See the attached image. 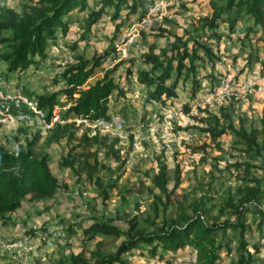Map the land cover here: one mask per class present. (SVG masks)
I'll return each instance as SVG.
<instances>
[{
	"label": "trees",
	"instance_id": "16d2710c",
	"mask_svg": "<svg viewBox=\"0 0 264 264\" xmlns=\"http://www.w3.org/2000/svg\"><path fill=\"white\" fill-rule=\"evenodd\" d=\"M20 1L19 13L6 7L0 10V31L6 33L0 38V63L4 65L6 74L25 71L37 60L44 59L47 47L56 44L57 34L61 37L66 35L68 13L83 10L86 6L85 0ZM143 2L100 0V9L90 11L88 15L87 28L96 24L109 9L113 20L118 19L121 12H125L127 18L133 17L139 9L141 17ZM207 6L209 12L197 19L193 31L184 35L180 44L159 53L150 45L137 59L126 63L119 61L111 68L104 66L112 51L110 47L90 59L76 55L56 81V84H61L59 90L47 95L34 94L39 106L50 113L55 105L64 104L61 102L64 98L65 103L70 104L65 117L104 118L109 110V98H122L127 91L121 84L123 79L126 85H133L146 95V104L155 101L171 109L177 101L181 103L180 111L187 113L191 107L189 101L203 91V81L208 83V88H213L215 69L222 63V58L232 62L236 60L229 53H220L223 38L237 41L241 46L264 43V0H208ZM241 22H244L242 28H237ZM115 30L112 40L119 34V25ZM255 57L254 63L246 57V66L257 65L259 56ZM135 63L141 67H136ZM123 65H126L125 72L115 81L114 74ZM260 66H264V59ZM97 69H102L103 74L93 80L91 78ZM183 97L188 98V103L182 101ZM232 110L229 98L213 109H199L192 117V127L201 137L198 145L189 146L191 154L203 158L210 150L220 153L225 148L227 137L233 140L234 147L241 154L234 162L226 163L224 168L215 166L217 172L231 177L234 183L232 187L227 183L221 189L218 217L206 218V206L211 200L210 188L203 189L198 199L178 203L177 213L166 216L167 206L173 201H170L172 191L167 188V169L161 166L151 179L157 191H150L154 216L141 219L153 231L148 232L140 225L139 216L129 217L125 212L106 219H93L82 234L86 242H94V247L77 253L64 251L52 264H126V257L141 249L146 250L147 257L166 264L184 252L194 255L193 264H223V256L231 250V242H235V264H257L254 256L261 254L264 257V253L259 242L246 237L251 231L244 217L260 214L263 219L258 226L264 224V212L258 210L264 192L259 186L260 179L253 173L256 168L254 155L259 156L264 148V143L259 141V136L264 137V119L262 129L248 128L242 119L232 120ZM80 129L81 126L75 123L55 126L46 133L44 144L51 146L65 141L69 149L60 160V167L71 170L77 177L83 174L87 182L102 189L97 177V156L101 150H105L108 156L116 155V151L111 150L117 141L107 145L106 135L95 133L89 136L85 131L77 135ZM32 145L30 143L26 150L12 151L0 146V222L7 223L25 203L48 210L60 190V182L52 174L46 155L33 153ZM102 192L106 197V192ZM160 205L162 217L157 223ZM229 231L234 232V238H227ZM109 236L114 238L113 242L121 239L114 245V251L102 248L104 243L100 238Z\"/></svg>",
	"mask_w": 264,
	"mask_h": 264
},
{
	"label": "rangeland",
	"instance_id": "374dc122",
	"mask_svg": "<svg viewBox=\"0 0 264 264\" xmlns=\"http://www.w3.org/2000/svg\"><path fill=\"white\" fill-rule=\"evenodd\" d=\"M207 2L208 0L171 1L155 18L149 29L135 36L125 58L110 63L104 62V66L111 68L119 61L126 63L131 59H137L150 45L155 47L159 53L180 44V39L193 31L197 19L209 12ZM85 5L83 10H73L68 13L69 23L66 35L61 37L57 34L56 44L47 47L44 59L37 60L35 65L30 66L20 75L6 74L4 65L0 63V86H15L22 83L28 93L35 95H47L59 90L61 84H56V81L65 67L74 61L76 55L90 59L94 54L102 53L108 47L112 50L109 55H112L115 42V39H112L116 27L119 25V36L128 28V25L140 17L141 12L139 9L133 17L129 18L125 12H121L119 18L113 20L112 10L109 9L96 24L88 29L87 20L90 11H98L101 4L100 0H85ZM21 6L20 0H0V10L6 7L19 13ZM243 23L241 22L237 28H242ZM165 25L167 28L163 29L162 26ZM162 30L165 33H162ZM5 35V32L0 31V38ZM72 47H74L73 50ZM224 52L234 56L236 60L232 62L230 59L222 58V63L215 69L216 76L211 83L212 87L218 86L221 78L227 75L232 81L238 78H247L252 81L262 76L264 71H260L257 65L246 66L245 59L249 57L254 63L256 55L263 56L264 43L253 42L251 46L247 44L241 46L237 41H226L223 38L220 53ZM135 66L141 67L138 63H135ZM235 67H239L240 72L242 71V73L239 72L240 75L236 74ZM102 69H97L91 79L100 74L102 76ZM125 69L126 65H123L116 71L115 81H118L117 77L123 74ZM121 84L124 89H127L125 94L129 98L125 102L122 101L121 105L118 103L119 107L113 105V108L115 107L113 111L127 114L126 129L119 136L106 135L107 145L114 140L117 141L111 150L116 151V155L108 156L105 150H101L97 156L99 163L97 177L100 179L102 189L106 192V197H104L103 190L87 182L83 174L77 177L71 170L60 167L59 162L66 156L69 149L65 141L45 146L46 133L35 125L0 123V146L10 151L26 150L30 143H33L30 147L31 151L35 154L46 155L50 170L61 185L48 210L43 211L40 207L34 208L31 204L25 203L17 214L13 215L14 223L10 222L6 227H0L2 240L24 239L25 241L16 249L8 250L0 246V264H52L64 251L77 253L92 249L94 242L85 241L82 234L83 229L90 225L93 219H106L117 213L125 212L129 217L139 216L140 225L148 232L153 231L154 229L147 228V224L141 219H152L154 216L151 206L153 197L150 191H157L152 186L151 179L161 166L167 169L169 179L167 188L172 191L170 201L173 202L168 204L166 216L177 213L178 203L183 204L184 201L198 199L201 191L209 188L212 191H210L211 200L206 206V218L219 216L218 197L222 193L221 189L225 188L227 183L231 184V187L234 183L231 177L217 172L215 166L216 168L219 166L220 169L224 168L226 163L234 162L235 159L241 157L234 147L233 140L229 137L225 138V148L220 153L210 150L203 158L191 154L189 146L198 145V138L201 136L198 130L192 127L194 125L192 119L187 121L184 117H180L176 122L186 125L183 130L190 136L191 143L186 147L166 150L160 139L162 134L160 125L165 112H181V103L176 101V105L171 109H166L160 102L157 105L143 104L140 99L129 96L135 88L133 85H126L123 79H121ZM208 86V83L203 81V91ZM124 97H122L123 100ZM231 100L233 121L242 119L246 122V127L262 129L263 95H251L245 102L232 97ZM182 101L188 103V98L183 97ZM166 115L168 116V113ZM173 126L172 133L182 129L178 124L173 123ZM81 130H78L77 135H80ZM99 134L104 136L100 132ZM259 141L264 143V137L259 136ZM254 157L256 168L253 173L260 179L259 186L264 192V148L259 156L254 155ZM162 201L165 203L164 198ZM161 210L162 205L159 206L160 214L156 220L157 223L162 217ZM258 210L264 212V198ZM262 219L260 214L244 217L251 231L246 237L250 241L259 242L262 246L261 251L264 253V224L262 227L258 226ZM33 227H36L37 232L33 230ZM44 233L49 237L47 241L43 239ZM233 235L234 232L229 231L227 238L232 239ZM100 239L104 243L102 248L106 251H114L115 246L121 241L119 239L113 242L114 238L110 236ZM229 247L231 250L223 256V264H235L236 262L235 242H231ZM190 255L184 252L179 257ZM254 257H257V264H264V257L261 254ZM175 259L169 264H176ZM126 261V264H166L147 257L144 249L134 251L133 255L126 257Z\"/></svg>",
	"mask_w": 264,
	"mask_h": 264
},
{
	"label": "built area",
	"instance_id": "2783aa9c",
	"mask_svg": "<svg viewBox=\"0 0 264 264\" xmlns=\"http://www.w3.org/2000/svg\"><path fill=\"white\" fill-rule=\"evenodd\" d=\"M171 1L173 0H144L143 14L136 21L128 25V28L115 39L112 55H109L110 57L108 56L105 62L110 63L125 58L135 36L149 29L155 18L162 13ZM162 28L166 29L167 26H162ZM263 59L264 55L259 56L256 63L257 66L260 67V71H264V66L262 68L260 66ZM235 71L236 74H238L240 72L239 67H235ZM208 73H211V71L208 70ZM132 81L134 82L135 78H133ZM256 94L264 96V72L262 76H259L252 81L247 78H238L237 82H235L230 79L229 75L221 78L218 86L206 88L205 91H202L189 101L191 107L187 113L183 114V112L179 111L165 112L160 125L162 131L160 139H162L163 147L166 150H170L174 147H186L191 143L190 136L183 130L186 125L177 123L176 120L178 118L184 117L187 121H190L199 109L212 108L216 105L222 104L226 99L231 97L245 102L247 97ZM124 96V100L123 98L121 99L123 102L129 98L126 94ZM129 96L140 99L143 104H146L145 101L147 100V97L139 89L134 88ZM150 104L157 105L159 103L151 101ZM69 107L70 104L67 103L62 106L55 105L51 112L48 113L46 109L39 106L35 95L28 93L22 83L15 86H0V123L35 125V127H38L45 133L53 129L55 126H64L75 123L80 125L81 129H85L84 131L89 136L99 132L104 135L119 136L126 129V113L109 114L107 112L106 117L93 120L84 117L73 119L65 117L64 115ZM167 113L168 116L166 115ZM173 123L178 124L182 129L177 130L176 133H172V129L174 128ZM80 132H83V130ZM33 230L35 231L36 227H33ZM42 236L46 241L49 239L46 233ZM24 242V239L6 241L2 240L0 237V246L8 250L16 249ZM175 263L193 264L194 255L191 254L190 256L176 258Z\"/></svg>",
	"mask_w": 264,
	"mask_h": 264
},
{
	"label": "crops",
	"instance_id": "0c3cea01",
	"mask_svg": "<svg viewBox=\"0 0 264 264\" xmlns=\"http://www.w3.org/2000/svg\"><path fill=\"white\" fill-rule=\"evenodd\" d=\"M22 72H24V71H21V72H20V71H19V72H15V74L20 75ZM99 76L101 77V74H100ZM99 76L96 77V78H94V79L100 78ZM94 79H93V80H94ZM61 102L64 103V104H66L64 98H61ZM118 103H119L120 105L122 104V100H121V98H117V99H116L114 96H111V97L109 98V100H108V105H109L108 113H109V114H117V113H118V112H116V111H115V113H114V111H113V109H115V107L113 108V105H117V107H119V106H118ZM21 208H22V206H21ZM21 208H19L14 214L11 215L10 220H9L7 223L0 222V227H6L7 224H9L10 222L14 223L15 221H14L13 215L17 214V212H18ZM25 217H26V216H25ZM22 222H24V220H23Z\"/></svg>",
	"mask_w": 264,
	"mask_h": 264
}]
</instances>
